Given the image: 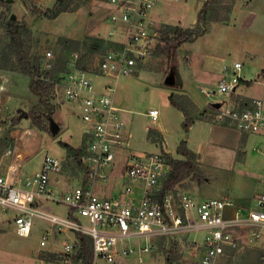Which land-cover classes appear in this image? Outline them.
Masks as SVG:
<instances>
[{
  "label": "rangeland",
  "instance_id": "1",
  "mask_svg": "<svg viewBox=\"0 0 264 264\" xmlns=\"http://www.w3.org/2000/svg\"><path fill=\"white\" fill-rule=\"evenodd\" d=\"M8 1L11 2L12 17L28 21L30 49L40 56L42 69L45 70L63 63L69 71V63L77 57V67L94 75L99 72L98 63L102 54L116 46L121 38V35L110 34L114 27L110 21L111 6L108 0H73L71 10L54 18L35 15L32 8L51 7L55 0ZM205 1L162 2L151 11L153 29L158 31L165 23L193 26ZM242 1L218 0L211 12L207 32L194 41L184 42L177 62L169 63L166 45L157 36L155 45L159 44L158 49L140 62L136 73L118 79L102 74L93 77L97 89L103 88L106 82L116 84L114 101L126 122L129 138V145L124 146L115 157L112 177L103 182L106 194H111L114 186L120 188L123 185L117 179H122L129 157L143 153L163 154V151L173 147V156L183 158V155L177 153V147L184 139L197 153L199 169L179 184L177 188L180 191H187L199 199L226 196L234 198L248 189L249 182L250 187L263 186V182L258 178L261 177L260 169L258 170L262 164L259 161L261 157H258L253 166L244 164L236 157L241 153L237 142L238 130L216 127L205 132L196 129L190 134V128L186 131L183 127V112L174 106L170 99L171 94L175 93L176 99L186 105L194 120L203 117L205 112L201 111L202 109H210V103L217 98L226 97V94L221 92L209 97L203 92V88L217 89L218 81L222 78L221 68L225 64L233 69L235 61L243 64L240 76L244 80L237 87V91L264 99V0H247L241 5ZM0 8L4 9V6ZM61 37L76 39L78 43L75 47L70 45L65 48L59 41ZM4 38L5 32L0 28V42ZM49 50L52 51V56L48 59ZM45 62L50 64V67L46 68ZM66 68L64 72L59 73L62 78L67 72ZM225 72L226 70L224 74ZM0 85V119L4 120L0 123V174L6 173L14 156H18L22 161L23 173L29 174L42 166L47 154L54 155L63 160L59 173L65 175L62 177L68 182L65 188L72 187L81 167L73 156L68 155L60 140L83 146V121L80 110L64 98L62 84L53 92L56 107L62 109L54 116L56 125H51L48 131L35 126L28 115L21 116L22 112L28 113L38 102V97L31 92L28 76L0 68ZM61 104L63 105L60 106ZM154 107L159 111L157 120L146 116ZM211 116L218 122L213 110ZM15 117H20V121L15 123ZM62 120L65 122L63 129L57 122ZM150 128L159 130L164 141L160 135L150 134ZM205 138L208 139V144L202 143ZM259 154L263 155L260 152ZM244 176L248 178V182ZM231 183H234L233 189H230ZM263 192L264 186L259 194ZM47 204L54 213L64 215L68 212V206L65 204L53 201H48ZM234 213L235 208H226V214ZM8 215L7 221L10 223L12 212ZM5 216L4 213L0 214V264H44L40 262L43 261L40 256L50 246L42 247L40 242L48 231H52L48 238L50 245L54 234L62 242L67 240L63 234L55 232L51 223L42 217L34 218L30 235L21 236L16 233L13 225H7ZM235 233L238 244L227 250L226 255L221 256L217 264H264V249L247 240V231L235 230ZM203 237L204 231L190 232L187 240H182L179 236L164 237L159 244L154 242V248L144 255V262L140 263L137 256L132 254L112 264H167L168 257L172 264H195L200 259V250L191 240L196 239L199 242ZM160 238L161 236L157 239ZM136 239L142 244L145 243L144 238Z\"/></svg>",
  "mask_w": 264,
  "mask_h": 264
},
{
  "label": "built area",
  "instance_id": "2",
  "mask_svg": "<svg viewBox=\"0 0 264 264\" xmlns=\"http://www.w3.org/2000/svg\"><path fill=\"white\" fill-rule=\"evenodd\" d=\"M164 1L177 0H108L114 27L110 34L121 38L102 54L99 72L94 76L102 74L118 79L136 73L140 62L155 50L159 32L153 29L151 11ZM51 56L52 51H47V58ZM69 65V71L54 90L62 84L64 98L80 104L85 133L91 136L83 155L85 177L72 189L56 192L50 185V177L62 169V160L57 156L47 154L39 169L25 175L19 173V166H9L6 173L0 174V214L8 217L12 212L10 220L16 233L30 235L35 217L48 220L58 233H72L75 240L68 238L62 244L63 264H74L77 232L92 237L90 264H112L132 254L142 263L158 237L179 236L183 240L192 231H204L201 241L191 240L200 250V259L195 264H217L227 246L238 244L235 230L247 231V240L264 249V192L258 193L253 206L242 208L231 197L199 199L180 190L163 195L161 179L172 168L163 154L129 157L122 192L113 197L98 195L94 184L109 176L116 155L129 145L128 130L114 101L116 84L106 82L98 90L93 74L77 67V57ZM48 66L45 62V67ZM233 67L225 68L217 89L203 88V92L209 97L216 92H233L241 81L243 64L235 61ZM214 101L220 103L215 111L217 120L243 133H264V99L252 98L245 107L233 106L226 98ZM148 115L157 120L158 108H151ZM43 201L65 204L68 212L54 213L44 208ZM227 207L235 208V213L226 214ZM50 233L44 234L42 247L46 246ZM136 238H144L145 243Z\"/></svg>",
  "mask_w": 264,
  "mask_h": 264
},
{
  "label": "trees",
  "instance_id": "3",
  "mask_svg": "<svg viewBox=\"0 0 264 264\" xmlns=\"http://www.w3.org/2000/svg\"><path fill=\"white\" fill-rule=\"evenodd\" d=\"M218 0H206L199 10L197 22L193 26L184 27L180 24L165 23L163 27L158 29L159 38L165 43L168 52L169 63L178 61L181 45L184 42L194 41L199 36L207 32L209 19L214 5ZM11 2L8 0H0V28L5 32V38L0 42V68L9 71H18L26 75L30 79L31 92L38 97V102L34 104L29 112L28 117L32 123L42 130H50L52 119H54L57 110V104L53 101V92L57 82L61 80L59 73L65 71V66L61 63L52 69H42V60L39 55L33 53L28 43V33L30 31L28 21L25 19H15L11 14ZM73 0H55L51 7L41 8L34 6L32 13L54 18L62 12L71 10ZM65 48L70 45L76 46V39L61 37L59 40ZM159 44L156 45L157 50ZM15 57L16 59L14 60ZM69 70V69H68ZM67 71V68H66ZM180 77V76H179ZM178 78V81L179 80ZM231 96L235 98L240 107L249 105L252 98L236 95L231 92ZM171 102L179 108L184 114L183 127L189 130L194 122V117L190 115L186 105L181 104L175 97V93L171 94ZM212 108L218 109L217 106L211 105ZM4 120L0 119V123ZM15 123L20 121V117H15ZM150 134L155 133L161 136L164 141L163 134L154 128L149 129ZM152 136V135H150ZM84 145L74 146L72 143L60 140L61 145L65 146L68 155L73 156L79 163L81 170L85 169L81 157L87 152L91 136L87 133L83 136ZM177 153L183 155V158H177L173 154L163 151L167 162L172 166L171 170L161 179V193L164 195L168 192L178 191V186L187 177L195 174L199 169L198 155L188 146L187 140H182L177 147ZM76 249L72 254L74 264H90L93 259V241L92 237L87 233L77 232ZM167 236H161V239ZM187 240V239H185ZM176 244V243H175ZM40 258L45 261L59 262L63 255L56 254L52 251H43ZM264 263V260H262ZM104 264V263H101ZM167 264H172L170 257L167 258Z\"/></svg>",
  "mask_w": 264,
  "mask_h": 264
},
{
  "label": "crops",
  "instance_id": "4",
  "mask_svg": "<svg viewBox=\"0 0 264 264\" xmlns=\"http://www.w3.org/2000/svg\"><path fill=\"white\" fill-rule=\"evenodd\" d=\"M242 1V0H241ZM247 0H244V1H242V3H241V5L244 3V2H246ZM254 1V0H253ZM250 2H252L251 0H250ZM250 4V3H249ZM226 67H231V66H229V65H223V67L221 68V70H222V74L220 75V78L221 77H223V74H224V71H225V68ZM263 70H264V68H263ZM99 76V75H98ZM93 77H94V75H93ZM182 78V77H181ZM219 78V79H220ZM242 80H244L243 78H241V81H240V83L242 82ZM240 83L238 84V86L240 85ZM202 85V84H201ZM237 86V87H238ZM237 87L235 88V90L233 91V93H235L236 95H240V96H244V97H247V98H262L263 99V97H261V96H257V95H247V94H245V93H242V92H238L237 91ZM98 90H102V88H98ZM225 96V95H224ZM224 98H226L227 99V101L228 102H230L233 106H237V107H240L241 106V104L240 103H237L236 101H235V98H233L232 96H231V93H230V95H227L226 94V97H224ZM219 99V98H218ZM213 101V100H212ZM66 102V101H65ZM195 104H197V102L196 101H193ZM68 103H70V105H72L74 108H78L79 110H80V104L78 103V102H70V101H68ZM216 102L215 101H213L212 103H210L211 105L213 104H215ZM64 104V103H63ZM63 104H61L60 106H62ZM59 107V106H58ZM197 107H199L200 109H202L201 107H200V105H198L197 104ZM62 108L60 107V109L59 108H57V110H56V112H55V115L54 116H56V114H57V111L58 110H61ZM78 110V111H79ZM204 110V114H203V117H199V119H196V120H194V122H193V124L191 125V127H190V134H193V131L194 130H196V129H198L200 132H202V131H206V130H213L214 128H229V129H231V128H235L234 126H232V125H230V124H228V123H226V122H221V121H219V120H217L218 122H216V121H214L211 117V115H212V110L215 112L217 109H212V108H210V109H202L201 111H203ZM146 116H149L147 113H146ZM211 116V117H210ZM150 117V116H149ZM212 120H211V119ZM61 126H60V128H65V122L62 120V121H57ZM69 126V125H68ZM81 128H83L82 130V134H81V138H82V136H84V134H85V129H84V124L83 123H81ZM236 129V128H235ZM236 130H238V129H236ZM191 140V139H190ZM237 142H239V144H238V148L239 149H241V153H240V155H237L236 157H237V159L239 158V159H241L240 161H242L244 164H249L250 166H253L255 163H256V161H257V159H258V157L260 156L261 158H259V161L260 162H262V164H260L259 165V168H258V170H259V172H260V176L261 177H258L259 178V180H260V182H263V176H264V133H243V132H240L239 130H238V141ZM71 143V142H70ZM203 144H208L209 142H208V139L207 138H205L204 140H203V142H202ZM263 143V144H262ZM73 144V143H72ZM74 146H76L75 144H73ZM235 146H237V145H235ZM201 149V148H200ZM257 151V152H256ZM120 152H121V150H120ZM166 152H168V153H171V154H173L174 155V148L173 147H171L168 151H166ZM239 152V151H238ZM259 152L260 153H262L263 155H261V154H259ZM81 159H82V162H83V164H84V159H83V156L81 157ZM62 162H63V160H62ZM22 161H17L16 160V156H14L13 158H12V160H11V163L9 164V166H11V165H16V166H19V173L20 174H22V175H25V173H23V171H22ZM112 172H113V169L111 168V172H110V174H109V176L106 178V179H101V180H98L97 182H95V184H94V191L98 194V195H100V196H102V197H113V196H116L117 194H119V193H121L122 192V190H123V187H124V174H125V172H124V174H123V176H122V179H117V181L118 182H122L123 183V185L119 188V187H117V186H114V190H112V192H111V194H106V188L104 187V184L105 183H103L104 181H106V180H108L110 177H112ZM62 176H65V175H63V174H60L59 172L58 173H53V174H51V177H50V185H51V187L53 188V190L54 191H56V192H64V191H68V190H70V189H72L73 187H75L76 185H78V184H80L81 182H82V180L84 179V177H85V169H83V170H81V172H80V174L78 175V176H76L75 177V181H74V184H73V186L72 187H70L69 189H67V188H65V186L67 185L66 183H68L66 180H64V179H66V178H64V177H62ZM245 177V176H244ZM59 178H60V180H59ZM246 178V181L248 182V178L247 177H245ZM59 180V181H58ZM250 183V182H249ZM249 183H248V185H247V190L246 191H244L243 193H240V194H238L236 197H231V198H233L234 200H235V202H236V206L237 207H250V206H253V204H254V202H255V198H256V196L258 195V193H259V191H261L262 189H263V186L262 187H259V188H256V186H251L250 187V185H249ZM231 188L230 189H233L234 188V183H231V186H230ZM179 190V189H178ZM226 197H230V196H226ZM47 202L48 201H43V206H44V208H46V209H48V210H50L49 209V205L47 204ZM64 215H66V214H64ZM5 219H6V223H7V225H12V223H11V221H10V223H8V221H7V217L5 216ZM52 229V228H51ZM52 232V231H51ZM56 232V231H55ZM55 235V236H54ZM53 235V241H52V244L50 245V244H48V242H47V244H46V246H50L48 249H47V251H52V252H55L56 254H62V249H61V239L56 235V234H54ZM64 236H65V238H70V239H74L73 237L74 236H72V233H66V234H63ZM172 238H177V236H174V237H172ZM75 240V239H74ZM63 243V242H62ZM155 243H157V244H159L158 243V239H155ZM63 247V246H62ZM231 248H233V247H231V246H227L226 247V252H225V254L224 255H226V253H227V250H229V249H231ZM56 249H58V250H60L59 252L58 251H56ZM224 255H222V256H224ZM40 262H43L44 264H52V263H59L60 262V264H63L62 263V261L60 260L59 262H50V261H45V260H43V261H41L40 260Z\"/></svg>",
  "mask_w": 264,
  "mask_h": 264
},
{
  "label": "water",
  "instance_id": "5",
  "mask_svg": "<svg viewBox=\"0 0 264 264\" xmlns=\"http://www.w3.org/2000/svg\"><path fill=\"white\" fill-rule=\"evenodd\" d=\"M178 77H179V75H178ZM179 80H180V77H179ZM214 105L217 106V107H219L220 106V103L219 102H216ZM27 115H28V113H26V112H22V114H21V116H27ZM52 125H56V123L54 122V119H52ZM187 237H188V234H185L183 236V240L187 239Z\"/></svg>",
  "mask_w": 264,
  "mask_h": 264
},
{
  "label": "bare ground",
  "instance_id": "6",
  "mask_svg": "<svg viewBox=\"0 0 264 264\" xmlns=\"http://www.w3.org/2000/svg\"><path fill=\"white\" fill-rule=\"evenodd\" d=\"M16 160H17V161H20L19 158H18V156H16Z\"/></svg>",
  "mask_w": 264,
  "mask_h": 264
}]
</instances>
